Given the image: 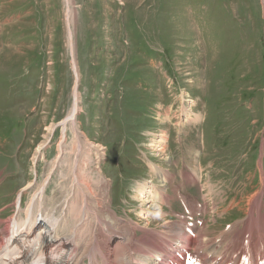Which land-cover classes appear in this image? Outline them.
I'll return each instance as SVG.
<instances>
[{
	"label": "rangeland",
	"instance_id": "1",
	"mask_svg": "<svg viewBox=\"0 0 264 264\" xmlns=\"http://www.w3.org/2000/svg\"><path fill=\"white\" fill-rule=\"evenodd\" d=\"M72 48L76 130L59 123L74 102ZM218 156L238 186L223 187L232 195L224 206L236 203L214 214L221 179L206 195L193 166L200 157L222 169ZM184 163L195 173L189 184ZM261 178L264 0H0V236L30 207L51 212L61 238L83 221L74 241L85 254L110 225L165 238L164 224L187 216L185 206L214 236L245 217L242 200Z\"/></svg>",
	"mask_w": 264,
	"mask_h": 264
},
{
	"label": "bare ground",
	"instance_id": "2",
	"mask_svg": "<svg viewBox=\"0 0 264 264\" xmlns=\"http://www.w3.org/2000/svg\"><path fill=\"white\" fill-rule=\"evenodd\" d=\"M68 1L69 0H67V3ZM72 61L75 75L73 107L70 113L59 123L61 124L63 129L66 128L67 124H71L72 127L76 130L77 126L75 123V116L79 110V107L77 93L78 73L74 61V55ZM196 118L197 116H195L193 120H196ZM164 148H166V146ZM214 154H216V152ZM205 156L200 157L204 158ZM196 157L197 154L194 156V158ZM200 157L196 161H194L195 165L193 166L192 164V166L194 168L196 167V169L198 170L197 179L200 182L203 181L200 185L202 187H199L204 189L206 195H208L211 191L214 190L215 185H218V182L215 179H221L222 185L220 186V197L216 194V196L219 197V200L217 201L218 206L215 203L212 207L213 209H215L214 214H221L225 212L227 206H231L232 204L235 205L236 203V200L233 198L231 202H228V204H226V207L224 206L226 201H230L229 197L232 195L230 192L226 193V190H224L223 187L231 189L238 186H235L234 184H228L231 172L226 171V169H230L232 167V164L227 161L226 158H221L220 156H218L217 160L221 165L222 169L219 168L218 164L216 163L217 161H215L212 164L211 162H208L209 168L207 170V163L203 164ZM212 158L213 157H210V159ZM233 161L234 164H238V159H234ZM186 164L184 163V167L181 169L180 175L181 179L184 182H189V180L194 179L195 173L193 174L194 171L191 172V167H188V164ZM233 167L236 168L235 166ZM155 169L157 170L156 173H158L159 176H163L161 177L163 180L166 181L168 179V174H165L163 169L161 170L158 167H155ZM211 169H213L214 172ZM260 172L261 174H263L262 170H260ZM48 178L49 177L44 180V182L39 188V192L37 195L38 198L36 202L37 204H35V202L33 203V205L37 209L41 208L42 201L45 196H43L44 188L46 187ZM261 180V188H258L257 190L253 191L252 196H247L248 198L246 200H242L245 201L243 203L245 210L242 211V213L244 214L245 212L247 213L245 217H241L236 220L234 219L232 221H230L229 219V222L224 224L223 229L219 230V232L216 235L214 234V236H210L207 233L208 231H206V224H203L201 228L196 227V224H194L195 226L192 229L195 233V236L193 238L185 236L184 231L187 228V222L192 221L194 214L197 213L193 211L192 208H188L187 206H185L186 211L188 212L187 216L175 215V219L172 218L173 221L164 224V226H166L164 231L165 238L162 237L163 232H159L158 229L151 230L147 227H142V229L139 227V229L136 226H132V229L128 227L126 232L123 233L114 231L115 229L113 230V227L110 225V229L106 230L104 233V242H96L94 246L92 245L93 247L91 246V249L93 251L87 250L85 254L78 253L79 247L74 241L76 235L78 234V227H80V224L83 221H78V223L75 225V228L72 227L68 238H61L59 237V232H62V230L61 228L58 229V226L56 224L57 219L53 217L51 212L49 215H47L46 212H42L43 210H40L39 213L33 214V210L28 207L26 212L28 213L27 218L24 221L19 222L13 218L10 220V225H5L4 229L2 230L3 235L0 236V264H84L85 259L88 260L87 264H165V256L169 254L170 250L178 246H185L191 249H198L200 247H204L206 250L210 251L214 249L219 251V253L221 254L225 253L230 257H245L248 258L252 264H259L258 260L260 258L264 259V179L261 178ZM76 181L78 180L76 179ZM197 188L198 187H196L195 189ZM191 189L193 190V188ZM36 191H38V189ZM147 192L152 193V189H149ZM20 195L21 193L19 194L17 199L18 207L20 205ZM154 195H156V197H160L158 191H155ZM223 197L225 198V200L223 199ZM168 198L164 197L163 200L161 199V204H167ZM174 198H176V196ZM221 199H223L224 201H222ZM86 203H84V205L81 207L82 210L88 208V203ZM173 205L174 204H172L171 207H173ZM166 207L170 209L168 205H166ZM198 208L201 207L197 203L196 209L199 212L205 213V206L202 207V211ZM237 208L239 210L240 205H238ZM206 211L208 210L206 209ZM188 217H191V219H188ZM73 218L77 219L78 217L76 216ZM79 218H81V215ZM2 228L3 227H1L0 230ZM132 230H140L143 232L147 231V237L140 236V238H138L139 236H135L133 234L134 231ZM121 247H123L122 252L120 251ZM204 261L205 260H202L203 263Z\"/></svg>",
	"mask_w": 264,
	"mask_h": 264
}]
</instances>
